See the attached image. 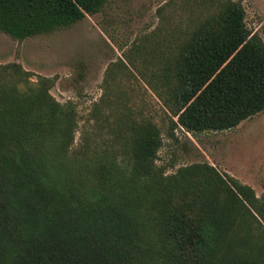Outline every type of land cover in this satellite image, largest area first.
I'll return each mask as SVG.
<instances>
[{"label":"trees","instance_id":"trees-1","mask_svg":"<svg viewBox=\"0 0 264 264\" xmlns=\"http://www.w3.org/2000/svg\"><path fill=\"white\" fill-rule=\"evenodd\" d=\"M106 2L0 0V34L49 35ZM182 6L188 24L148 83L186 132L233 130L264 111V43L240 1ZM29 77L0 65V264H264V199L250 187L205 163L165 175L159 128L124 104L97 116L105 147L74 149L75 105Z\"/></svg>","mask_w":264,"mask_h":264},{"label":"rangeland","instance_id":"rangeland-1","mask_svg":"<svg viewBox=\"0 0 264 264\" xmlns=\"http://www.w3.org/2000/svg\"><path fill=\"white\" fill-rule=\"evenodd\" d=\"M233 1L242 3L248 30L264 43V0ZM182 2L107 0L100 13L49 35L18 42L0 34V65H20L34 84L52 80L50 94L61 104L75 105L72 148L86 138L98 149L105 147L110 138L97 116L124 104L136 119L159 128L162 147L156 165L165 175L205 163L264 199V111L230 131L191 134L175 125L152 87L158 83L157 53L188 24Z\"/></svg>","mask_w":264,"mask_h":264}]
</instances>
